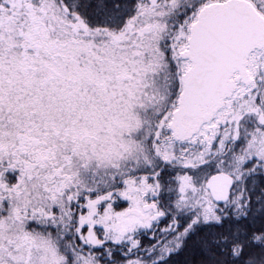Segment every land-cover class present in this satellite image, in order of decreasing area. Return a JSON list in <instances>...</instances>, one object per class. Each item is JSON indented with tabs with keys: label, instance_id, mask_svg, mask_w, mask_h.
I'll list each match as a JSON object with an SVG mask.
<instances>
[{
	"label": "snow or ice",
	"instance_id": "snow-or-ice-1",
	"mask_svg": "<svg viewBox=\"0 0 264 264\" xmlns=\"http://www.w3.org/2000/svg\"><path fill=\"white\" fill-rule=\"evenodd\" d=\"M0 264H264V0H0Z\"/></svg>",
	"mask_w": 264,
	"mask_h": 264
}]
</instances>
